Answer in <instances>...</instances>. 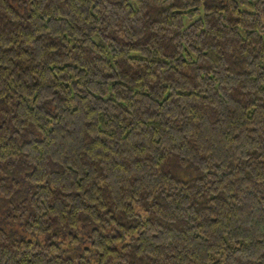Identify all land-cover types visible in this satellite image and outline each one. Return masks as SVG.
Segmentation results:
<instances>
[{"label":"trees","instance_id":"1","mask_svg":"<svg viewBox=\"0 0 264 264\" xmlns=\"http://www.w3.org/2000/svg\"><path fill=\"white\" fill-rule=\"evenodd\" d=\"M0 264H264V0H0Z\"/></svg>","mask_w":264,"mask_h":264}]
</instances>
